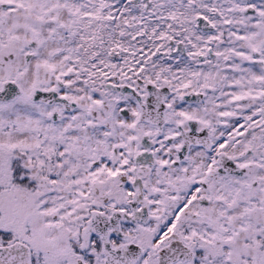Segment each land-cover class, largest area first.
I'll return each instance as SVG.
<instances>
[{
    "label": "snow or ice",
    "instance_id": "obj_1",
    "mask_svg": "<svg viewBox=\"0 0 264 264\" xmlns=\"http://www.w3.org/2000/svg\"><path fill=\"white\" fill-rule=\"evenodd\" d=\"M0 264H264V0H0Z\"/></svg>",
    "mask_w": 264,
    "mask_h": 264
}]
</instances>
